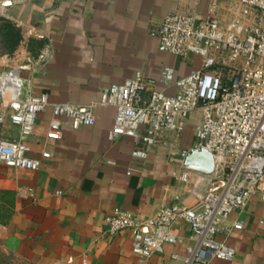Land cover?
I'll return each instance as SVG.
<instances>
[{
  "label": "crops",
  "instance_id": "1",
  "mask_svg": "<svg viewBox=\"0 0 264 264\" xmlns=\"http://www.w3.org/2000/svg\"><path fill=\"white\" fill-rule=\"evenodd\" d=\"M237 2L0 0V76L21 67L19 99L29 89L48 92L52 102L97 103L103 87L136 71L159 76L170 66L182 76L200 67L198 55L180 58L159 48L156 33L165 15L187 12L225 20ZM45 44L52 57L29 69L27 59ZM94 114L92 125L65 124L61 137L50 140V108L39 112L33 132L22 139L41 166L15 168L0 160V247L15 257L33 264H133L131 231L111 232L106 217L120 208L150 218L175 196L193 203L189 186L173 172L181 169L180 150L196 139L198 111L189 114L180 133L162 131L153 143L140 136L109 140L114 108L97 103ZM0 136L18 137L19 127L6 117ZM241 218L243 228L229 238L235 258L210 264H264V203L258 196ZM173 230L179 242L166 244L144 264H181L170 255L183 254L191 244L189 227L180 221Z\"/></svg>",
  "mask_w": 264,
  "mask_h": 264
},
{
  "label": "built area",
  "instance_id": "2",
  "mask_svg": "<svg viewBox=\"0 0 264 264\" xmlns=\"http://www.w3.org/2000/svg\"><path fill=\"white\" fill-rule=\"evenodd\" d=\"M156 37L164 52L180 58L198 55L200 67L182 76L170 66L159 76L136 71L121 83L103 87L97 103L114 108L109 140L140 136L153 143L162 131L180 133L189 114L200 113L196 139L180 150L181 169L173 172L189 186L194 201L186 205L175 196L150 218L116 208L106 223L113 233L131 231L133 264H144L166 244L179 242L173 226L180 221L189 227L191 244L183 254L171 253L172 259L181 264L233 260L236 248L229 238L243 228L241 213L253 196L264 203V0H238L225 20L210 14L169 13ZM51 57L47 50L28 68ZM20 69L12 67L0 76V123L8 117L19 127L18 137L0 136V160L35 170L41 160L30 154L22 137L33 132L37 114L50 108L46 137L57 140L65 124L73 129L92 125L97 103L52 102L48 92L29 89L19 99ZM134 154L145 156L138 150Z\"/></svg>",
  "mask_w": 264,
  "mask_h": 264
},
{
  "label": "rangeland",
  "instance_id": "3",
  "mask_svg": "<svg viewBox=\"0 0 264 264\" xmlns=\"http://www.w3.org/2000/svg\"><path fill=\"white\" fill-rule=\"evenodd\" d=\"M0 264H33L15 257L12 253L0 247Z\"/></svg>",
  "mask_w": 264,
  "mask_h": 264
},
{
  "label": "water",
  "instance_id": "4",
  "mask_svg": "<svg viewBox=\"0 0 264 264\" xmlns=\"http://www.w3.org/2000/svg\"><path fill=\"white\" fill-rule=\"evenodd\" d=\"M47 50L48 51L50 50L49 44H45L44 47L42 49H40V51L38 53H36L35 55L30 56L27 59V64L26 65L31 66L32 64H34L36 62V60H38V55L46 53Z\"/></svg>",
  "mask_w": 264,
  "mask_h": 264
}]
</instances>
